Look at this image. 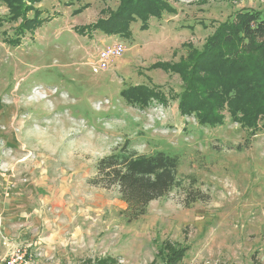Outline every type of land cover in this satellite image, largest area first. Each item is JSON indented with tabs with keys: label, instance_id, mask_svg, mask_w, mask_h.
<instances>
[{
	"label": "rangeland",
	"instance_id": "374dc122",
	"mask_svg": "<svg viewBox=\"0 0 264 264\" xmlns=\"http://www.w3.org/2000/svg\"><path fill=\"white\" fill-rule=\"evenodd\" d=\"M166 1L174 13L123 36L94 28L121 0H41L51 19L25 35L0 0V264L29 245L40 264H161L169 245L188 248L185 264H264V128L183 115L182 79L154 68L202 50L237 12L264 19V0ZM131 87L165 101L128 102ZM126 142L177 156L183 184L133 222L117 186L90 183Z\"/></svg>",
	"mask_w": 264,
	"mask_h": 264
},
{
	"label": "trees",
	"instance_id": "16d2710c",
	"mask_svg": "<svg viewBox=\"0 0 264 264\" xmlns=\"http://www.w3.org/2000/svg\"><path fill=\"white\" fill-rule=\"evenodd\" d=\"M1 1L9 8L13 22L22 19L17 29L23 35L33 34L51 19L42 18L33 7L41 0ZM26 1L31 2V6H27ZM33 10L34 14L28 15ZM165 11H175L166 0H121L118 10L100 20L94 28L124 36L132 22L140 20L146 28L150 16L160 18ZM88 29L83 27L79 31L86 33ZM9 43L18 46L21 41L11 38ZM158 67L182 79L183 90L178 99L183 115L195 114L204 125H221L229 116L255 132L264 128V19L260 12H237L233 18L219 24L202 50H190L179 64L154 66ZM123 96L136 104H146L154 98L165 101L160 92L146 87H131ZM179 167L180 161L175 155L161 151L140 154L126 142L97 163L96 176L90 183L106 189L117 186L127 205L123 214L128 222H133L147 214L152 202L183 186ZM202 197L194 195L192 202ZM187 252L185 246L169 245L160 254L161 264H185Z\"/></svg>",
	"mask_w": 264,
	"mask_h": 264
},
{
	"label": "built area",
	"instance_id": "2783aa9c",
	"mask_svg": "<svg viewBox=\"0 0 264 264\" xmlns=\"http://www.w3.org/2000/svg\"><path fill=\"white\" fill-rule=\"evenodd\" d=\"M109 55L113 52L109 49ZM41 254L33 250L32 246H16L8 256L4 258L2 264H40L39 258Z\"/></svg>",
	"mask_w": 264,
	"mask_h": 264
}]
</instances>
